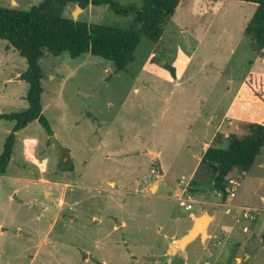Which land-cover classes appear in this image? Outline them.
<instances>
[{"label": "rangeland", "instance_id": "obj_1", "mask_svg": "<svg viewBox=\"0 0 264 264\" xmlns=\"http://www.w3.org/2000/svg\"><path fill=\"white\" fill-rule=\"evenodd\" d=\"M254 10L245 0H181L160 40L142 36L122 71L89 54L45 52L41 114L52 135L38 121L15 134L0 174V264H264V147L229 179L226 203L200 164L207 148H225L228 135L264 119L262 107L236 101L249 73L264 74L244 34ZM63 16L141 27L103 5L70 3ZM26 70L0 39V114L27 109V84L17 78ZM13 126L0 120V155ZM25 139L47 161L44 174L27 163ZM202 214L212 218L207 237L173 250L168 239L184 236Z\"/></svg>", "mask_w": 264, "mask_h": 264}, {"label": "trees", "instance_id": "obj_2", "mask_svg": "<svg viewBox=\"0 0 264 264\" xmlns=\"http://www.w3.org/2000/svg\"><path fill=\"white\" fill-rule=\"evenodd\" d=\"M181 0H144L140 7L121 5L115 0H44L29 10L0 7V39L8 43L25 59L27 70L20 80L27 84V109L21 113L0 114V120L14 122L0 155V174H5L11 162L15 134L38 121L48 135H52L41 114V71L39 60L45 52L60 55L67 52L75 59L83 54L101 57L122 71L133 60L135 50L144 36L158 42L163 27L171 20ZM255 5L244 34L249 37L253 51L264 60V0H245ZM70 3L80 9L89 4L108 6L116 15L131 16L141 27L121 28L94 25L66 18L63 12ZM237 102L264 109V74L249 73L237 95ZM248 133L228 135L225 148L209 147L201 159V166L212 175V189L228 201L227 185L238 171L246 172L264 147V119L247 125Z\"/></svg>", "mask_w": 264, "mask_h": 264}, {"label": "water", "instance_id": "obj_3", "mask_svg": "<svg viewBox=\"0 0 264 264\" xmlns=\"http://www.w3.org/2000/svg\"><path fill=\"white\" fill-rule=\"evenodd\" d=\"M211 219L212 218L206 214L194 217L192 227L184 236L176 240L171 238L168 239L173 247V250L184 251L185 248L195 239L200 238L202 240L207 237V228Z\"/></svg>", "mask_w": 264, "mask_h": 264}, {"label": "crops", "instance_id": "obj_4", "mask_svg": "<svg viewBox=\"0 0 264 264\" xmlns=\"http://www.w3.org/2000/svg\"><path fill=\"white\" fill-rule=\"evenodd\" d=\"M262 60V59H261ZM264 61V60H263ZM20 75L21 74H17V78L20 80ZM21 81V80H20ZM243 86V85H242ZM242 89V88H241ZM240 92V91H239ZM236 101H237V99H236ZM240 104H242V105H246V104H243V103H240ZM246 106H248V105H246ZM255 106H258V105H255ZM249 107H251V106H249ZM261 107V106H260ZM42 110H43V107H42ZM23 130V129H22ZM25 143H31V147L27 150L26 149V145H25ZM35 147H36V142L35 141H33V140H27V139H25L24 140V142H23V144H22V152H23V154L25 155V159H26V161H27V163H29V164H31L32 166H34L37 170H38V173H39V175H42V174H44L45 172L44 171H46V168H47V161H45V160H42V161H38V159H37V157L34 155V150H35ZM152 155V154H151ZM153 156V155H152ZM12 159V158H11ZM41 183H43V184H48V183H50V184H52L49 180H45L44 178H41L40 180H39ZM53 183H57L56 181L55 182H53ZM153 190H151L150 189V192H152ZM153 194V193H152ZM231 206V205H230ZM231 207H235V208H237V207H239L238 205H236V204H234V205H232ZM228 212H230L231 211V209H228L227 210ZM194 219V218H193ZM212 220V219H211Z\"/></svg>", "mask_w": 264, "mask_h": 264}, {"label": "built area", "instance_id": "obj_5", "mask_svg": "<svg viewBox=\"0 0 264 264\" xmlns=\"http://www.w3.org/2000/svg\"><path fill=\"white\" fill-rule=\"evenodd\" d=\"M230 182H232V181H230ZM186 209H191V206L190 205H188L187 207H186ZM256 211V210H255ZM247 213H244V217H247Z\"/></svg>", "mask_w": 264, "mask_h": 264}, {"label": "flooded vegetation", "instance_id": "obj_6", "mask_svg": "<svg viewBox=\"0 0 264 264\" xmlns=\"http://www.w3.org/2000/svg\"><path fill=\"white\" fill-rule=\"evenodd\" d=\"M238 220V219H237Z\"/></svg>", "mask_w": 264, "mask_h": 264}]
</instances>
